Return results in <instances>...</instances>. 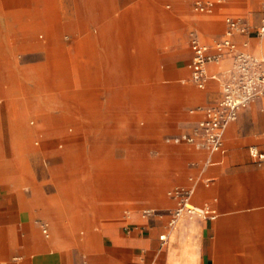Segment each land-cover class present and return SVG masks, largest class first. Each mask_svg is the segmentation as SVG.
I'll return each instance as SVG.
<instances>
[{
    "label": "rangeland",
    "instance_id": "1",
    "mask_svg": "<svg viewBox=\"0 0 264 264\" xmlns=\"http://www.w3.org/2000/svg\"><path fill=\"white\" fill-rule=\"evenodd\" d=\"M197 1L116 0L121 69L118 77L107 80L95 65V54L104 57L109 53L113 27L95 22L101 41L93 43V52L90 39L94 31L83 27L86 15L78 6L76 11L75 0H0V45L10 36L19 42L32 38L35 26L45 24L50 29H36L35 45L44 49L16 51L9 60H0V188L5 191L11 180L24 184L8 191L13 204L33 197L32 187L38 196L75 198L81 213L90 200L93 207L118 204L127 214L137 208L134 195L146 198L149 194L171 198L173 205L148 213L143 208V215L171 213L179 205L176 192L181 189L192 190L198 205L212 198V174L200 181L193 177L190 184L166 181L170 162L175 167V159L181 157L177 152L214 153L202 138L194 143L176 138L192 132L202 110L217 99V93H206L202 100L192 101L194 92L184 89H199L190 74H171L169 70L176 65L189 68L192 31L214 45L224 37L228 16L244 20L255 31L263 0H226L209 11L197 9ZM92 4L102 7L99 0ZM74 15L76 27L71 25ZM107 16V12L103 14L104 20ZM240 35L244 43L235 40L237 50L246 43L257 53L264 48V35ZM254 36L257 38L250 40ZM175 45L181 48L174 55L187 58L170 64ZM108 71H112L111 63ZM249 106L240 113L231 141L226 139L234 123L226 132V155L249 152L253 144L264 149V109L254 117L257 110L253 106L252 116L246 111ZM209 158L191 159L185 165L213 170L217 166L212 163L220 159ZM9 161L17 171L11 170ZM201 187L205 191L198 198ZM64 204V208L44 205L41 215L51 230L46 241L36 236L34 258L58 254L66 249L63 241L68 236L75 239L57 225L59 214H77L67 210V200ZM20 211L14 207V212ZM45 223L39 221L42 234L48 229ZM11 246L8 235L1 233L0 263L22 264Z\"/></svg>",
    "mask_w": 264,
    "mask_h": 264
},
{
    "label": "crops",
    "instance_id": "2",
    "mask_svg": "<svg viewBox=\"0 0 264 264\" xmlns=\"http://www.w3.org/2000/svg\"><path fill=\"white\" fill-rule=\"evenodd\" d=\"M99 1L102 6L100 9L93 6L92 0H75V8L76 11L77 6L84 10L86 19L83 24L81 22L83 27L85 29L89 27L94 31V35H91L90 39L93 52V43L101 41L100 32L95 22L99 23V26L107 24L113 27L111 43L107 48L109 53L104 57L103 54L94 53L97 60L95 65L104 77L110 80L114 75L118 77L119 69H121L119 63L122 58V45L121 39L117 35L121 22L115 15L116 0ZM180 1L185 3V0ZM218 4H215L214 7ZM106 12L109 17L107 16V19L104 20L103 14ZM77 23L74 15L71 21L72 27H76ZM42 26L48 28L50 32L49 26L44 24L35 26L32 38L26 41L19 42L10 36L8 41L0 45V60H9L16 51L44 49V47L35 45V42L38 41L35 39L36 29ZM226 30L227 23L223 36ZM256 38L255 36L250 37V40ZM234 39L238 43H244L243 35L237 34ZM202 42L210 44L203 40ZM174 48L175 51L170 52L172 55L170 64L187 58L181 56L177 58L174 55L180 50L181 45H175ZM244 48L242 47V49ZM246 50L256 52L251 47ZM259 53H264V48ZM190 54L189 68L176 65L172 66V70L169 71L171 74L189 73V79L194 83L190 67L193 56L192 48ZM110 63L112 71L109 73ZM229 64L227 61L224 66L227 67ZM220 70L221 68L218 66H208L209 75L215 73L218 75L221 73L218 72ZM211 82L210 86L207 84L205 88H200L194 83L199 90L189 88L184 89V92L191 90L194 92L192 101L202 100L206 93H217L215 99H218L221 96V84L218 80ZM211 101L213 102V100ZM254 103L246 111L254 116L253 106H255L257 115L254 117H258V111L264 109V98L256 100ZM237 121H234L230 127L232 132L226 140L231 141L234 137V132L239 125ZM251 146H256L259 150L264 151L258 144ZM251 146H249V152H228L227 155L224 147L222 151L214 153L177 152L181 157L175 159V167H172V162H170L171 166L167 170L166 181L171 184H190V179L193 177L200 181L203 176L212 174L210 179H212L215 194L204 204L209 203L214 207L217 212L216 219L185 217L176 227H171L169 225L171 213L143 215V208V213H148L158 211L162 206L173 205L171 198L163 199L156 194H149L146 198L134 195L137 208L133 211H126L127 214L118 204L111 203L105 207H93L94 203L90 200L84 204L86 206L85 213H81L83 209L78 208L79 202L75 198L38 196L37 189L33 187V197L13 204L7 194L8 191L16 190L24 184L11 180L6 182L5 191L0 188V234H6L11 239V251L21 258L22 264H264V161H258L251 155ZM225 155L226 160H223ZM207 156H210L209 160H212V156L220 159L218 162L212 163L217 166L213 170L207 167L185 165L186 161L203 160ZM8 166L12 171H17L11 165V161ZM204 191L202 187L199 189L198 198ZM65 200L69 205L67 210L77 214L72 216L68 213L70 216H67L71 220L64 214H59L57 225L67 229L75 236V239L68 236L63 241L66 249L58 254H43L39 259L34 258V254L31 252L36 246V236L39 235L45 241L49 237H46L44 231V235L42 234L39 221L48 223V231L51 230L50 223L47 222L43 214L41 215L44 205L64 208L67 206L64 204ZM16 206L20 208V213L14 212ZM163 234L167 236L166 241H162L160 238ZM65 260L66 262H64ZM2 263L12 264V262Z\"/></svg>",
    "mask_w": 264,
    "mask_h": 264
},
{
    "label": "built area",
    "instance_id": "3",
    "mask_svg": "<svg viewBox=\"0 0 264 264\" xmlns=\"http://www.w3.org/2000/svg\"><path fill=\"white\" fill-rule=\"evenodd\" d=\"M225 1L200 0L196 2V6L201 11H209L215 4ZM262 7L263 15L255 31H250L244 20L228 17L226 19L227 30L223 39L214 45L203 43L198 34L191 32L190 42L193 56L190 67L192 79L198 87H206L210 63H218L224 57H229L233 59V65L225 73H219L214 77L222 85L221 96L202 110L203 116L194 130L177 137V141L194 143L198 138H202L213 151H222L228 124L236 121L240 113L252 102L264 98V55L261 57L249 55L242 50H237L234 43V37L237 34L256 33L260 37L264 35V0ZM250 152L258 161H264V151L251 146ZM177 193L180 201L178 207L171 212L169 221L171 227H176L185 217L216 219L217 212L211 204L194 203L192 190L181 189ZM43 231L48 235L47 228ZM160 238L166 241L167 236L163 234Z\"/></svg>",
    "mask_w": 264,
    "mask_h": 264
},
{
    "label": "bare ground",
    "instance_id": "4",
    "mask_svg": "<svg viewBox=\"0 0 264 264\" xmlns=\"http://www.w3.org/2000/svg\"><path fill=\"white\" fill-rule=\"evenodd\" d=\"M236 48V47H235ZM246 48H248V43H246V46H245V48L244 49H240V50H242L243 52H245V53H247V54H249V55H252V56H256V57H261L264 53H256V52H253V51H250V50H246ZM261 50V49H260ZM227 61H229V66H227V67H225L224 66V63L225 62H227ZM209 65H215V66H218L219 68H221V70L220 71H218V72H221V73H225L227 70H229L230 68H231V66L233 65V59L232 58H229V57H224L223 59H221L218 63H210ZM215 76H217V74L215 73V74H213V75H209V78H208V81H207V84L209 85V83L212 81V80H217V79H215L214 77ZM252 104H255L254 102H252L251 103V105ZM197 108V107H196ZM203 108V107H202ZM233 122H231L230 124H228V126H227V128H226V130H225V135H224V137L226 136V132H227V130H228V128H229V126L232 124ZM214 152H216V151H214ZM177 193V192H176ZM179 204V203H178ZM47 226H48V229H49V224L48 223H45ZM44 228V227H43ZM200 235V234H199ZM47 236H49V233H48V235ZM58 240H55V242H57ZM195 260V259H194Z\"/></svg>",
    "mask_w": 264,
    "mask_h": 264
}]
</instances>
